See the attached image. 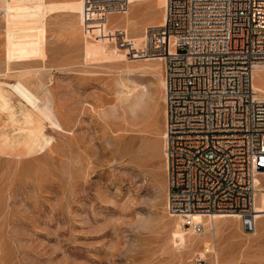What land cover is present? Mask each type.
Wrapping results in <instances>:
<instances>
[{
	"label": "rangeland",
	"instance_id": "rangeland-1",
	"mask_svg": "<svg viewBox=\"0 0 264 264\" xmlns=\"http://www.w3.org/2000/svg\"><path fill=\"white\" fill-rule=\"evenodd\" d=\"M128 3L108 20L123 46L85 36L83 0H8L0 11V82L25 81L64 127L1 86L0 264H264V216L250 233L228 217L185 245L174 238L165 56L140 53L165 6ZM258 179L264 190V171Z\"/></svg>",
	"mask_w": 264,
	"mask_h": 264
},
{
	"label": "built area",
	"instance_id": "built-area-1",
	"mask_svg": "<svg viewBox=\"0 0 264 264\" xmlns=\"http://www.w3.org/2000/svg\"><path fill=\"white\" fill-rule=\"evenodd\" d=\"M83 1L85 36L123 46L126 36L108 20L128 0ZM140 53L166 58L168 212L194 234L204 229L195 215H237L254 231L264 99L253 73L264 65V0H165L163 22L145 29Z\"/></svg>",
	"mask_w": 264,
	"mask_h": 264
},
{
	"label": "bare ground",
	"instance_id": "bare-ground-1",
	"mask_svg": "<svg viewBox=\"0 0 264 264\" xmlns=\"http://www.w3.org/2000/svg\"><path fill=\"white\" fill-rule=\"evenodd\" d=\"M160 4L164 7L165 6V0H160ZM8 10V0H0V11H7ZM4 13V12H3ZM165 67H166V59L164 57L163 62V68H164V74L162 79V86L164 87L165 84ZM259 70H264V65H258L254 69L253 73V86L255 91L257 92V97L264 99V75L260 76L258 74ZM42 83V82H41ZM40 83V84H41ZM8 86L9 88L13 89L21 98H23L30 106H32L35 110H37L48 122L53 128H59L60 130H64V127L59 121V117L57 115V112L53 110V107L51 106L50 102L47 101L44 103V99L42 100L37 93H35L32 88L25 83V81L18 79L15 82H0V95L1 94V86ZM45 98V97H43ZM37 143V136L34 138ZM43 138H41L42 140ZM42 141V144H45L46 146H49L51 141L45 140V142ZM41 144V145H42ZM38 146H36L37 148ZM40 148V147H38ZM41 149V148H40ZM43 149V148H42ZM39 150V149H38ZM36 151V150H35ZM19 156V155H18ZM257 196H256V222L257 220H260L262 216H264V190L262 189L260 185V181L257 178ZM228 217H238L237 215H231V214H215L210 215L208 217H204L202 215H195L194 220L196 222H202L205 225H209L210 227H213L215 225V221L220 218H228ZM182 221L177 223L176 229L173 233L174 238L179 241L180 243L184 244L186 241H190V235L189 231L193 232L191 229H188L183 226ZM214 229V228H213ZM255 230V229H254ZM190 232V234H191ZM250 233V232H249ZM178 242V243H179ZM185 245V244H184Z\"/></svg>",
	"mask_w": 264,
	"mask_h": 264
}]
</instances>
